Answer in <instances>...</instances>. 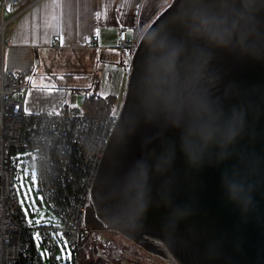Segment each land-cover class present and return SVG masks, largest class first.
Returning a JSON list of instances; mask_svg holds the SVG:
<instances>
[{"label":"water","instance_id":"water-1","mask_svg":"<svg viewBox=\"0 0 264 264\" xmlns=\"http://www.w3.org/2000/svg\"><path fill=\"white\" fill-rule=\"evenodd\" d=\"M179 1L138 44L85 220L180 264H264V0Z\"/></svg>","mask_w":264,"mask_h":264},{"label":"built area","instance_id":"built-area-1","mask_svg":"<svg viewBox=\"0 0 264 264\" xmlns=\"http://www.w3.org/2000/svg\"><path fill=\"white\" fill-rule=\"evenodd\" d=\"M33 3L0 0L2 39L6 26ZM132 34L126 27L118 31V45L128 52L134 45ZM24 80L20 71L0 70V264H45L40 247L49 264H66L63 247L72 252L73 264H80L85 210H96V176L123 104L100 114L70 95L60 113H30L25 108ZM20 150L37 157V190L53 213L51 222L30 223L19 209L11 155ZM36 233L43 237L38 243Z\"/></svg>","mask_w":264,"mask_h":264},{"label":"crops","instance_id":"crops-1","mask_svg":"<svg viewBox=\"0 0 264 264\" xmlns=\"http://www.w3.org/2000/svg\"><path fill=\"white\" fill-rule=\"evenodd\" d=\"M20 2L34 3L0 36V70L24 74L26 111L60 113L70 95L78 102L77 91L86 98L93 87L100 97L115 96V106L124 103L135 52L118 45V31H132L137 47L139 30L164 10L160 0Z\"/></svg>","mask_w":264,"mask_h":264},{"label":"rangeland","instance_id":"rangeland-1","mask_svg":"<svg viewBox=\"0 0 264 264\" xmlns=\"http://www.w3.org/2000/svg\"><path fill=\"white\" fill-rule=\"evenodd\" d=\"M173 0H160L159 6L163 5L164 10L171 9ZM161 13V14H162ZM160 14V15H161ZM149 26L139 30L140 36H144ZM138 31V27L136 28ZM136 31V34H137ZM138 47V46H137ZM136 40L134 38V45L129 51L130 54L136 52ZM132 69V66H131ZM93 96L98 97L97 87L90 89ZM78 103L85 104V93L83 90L77 91ZM120 104V103H119ZM119 104L111 106V111H116ZM123 104V103H122ZM124 106V104L122 105ZM32 156L31 159H28ZM13 163L16 166L15 188L17 194V202L19 209L25 214L30 223L40 219L42 223L51 222L53 213L47 204L43 201L41 195L37 190L38 185V160L34 152L29 150H20L11 155ZM16 158L18 161L16 162ZM21 183L24 189H21ZM31 189L28 199H24L23 192ZM34 201V203H33ZM92 209V208H90ZM86 237L83 241V247L88 259H96L97 257L109 259L110 264H180L174 257L172 252L161 242L158 245L151 247V249H161L162 252H156L146 248L143 243L138 242L118 230L111 227H98L93 225V221H85ZM38 243V240H36ZM42 252L44 263L49 264L43 249ZM62 253L65 257L66 264H73L72 252H66L65 247L62 248ZM69 256V259H68ZM81 257V261L85 258Z\"/></svg>","mask_w":264,"mask_h":264},{"label":"trees","instance_id":"trees-1","mask_svg":"<svg viewBox=\"0 0 264 264\" xmlns=\"http://www.w3.org/2000/svg\"><path fill=\"white\" fill-rule=\"evenodd\" d=\"M116 100L117 98L115 96H109L107 98H103L100 96L96 97L93 95H88V97L85 98L84 105L92 111H95L100 114H105L111 111V106L114 104ZM84 254H85V249L82 243V248L78 253L80 264H110L109 259L97 257L96 259L90 260L86 256H84ZM83 256L85 258V261L80 260V258Z\"/></svg>","mask_w":264,"mask_h":264},{"label":"flooded vegetation","instance_id":"flooded-vegetation-1","mask_svg":"<svg viewBox=\"0 0 264 264\" xmlns=\"http://www.w3.org/2000/svg\"><path fill=\"white\" fill-rule=\"evenodd\" d=\"M204 0H180L179 1V3L177 4V12L179 13L186 5H187V7L188 6H192L193 4H196V3H200V2H203ZM177 14V13H176ZM124 103H125V101H124ZM123 103V104H124ZM139 237H142V240H143V238L145 239V237H143V234H142V236L140 235ZM149 238H152V237H148V239ZM155 240H159V239H156V238H154ZM141 240V241H142ZM165 246H166V244L163 242V241H161ZM144 243H146V242H144ZM167 247V246H166ZM168 248V247H167ZM175 257V256H174ZM176 258V257H175ZM177 259V258H176ZM177 261H178V259H177ZM179 262V261H178ZM180 263V262H179Z\"/></svg>","mask_w":264,"mask_h":264},{"label":"snow or ice","instance_id":"snow-or-ice-1","mask_svg":"<svg viewBox=\"0 0 264 264\" xmlns=\"http://www.w3.org/2000/svg\"><path fill=\"white\" fill-rule=\"evenodd\" d=\"M21 189H22V190L24 189V185H23V183H21ZM30 191H31V189H28L27 191H24V192H23V196H24V199H25V200L28 199V196H29ZM33 203H34V201H33ZM35 223H36L37 225H40V224L42 223V221H41L40 219H37V220H35ZM36 239H37V240H42L43 237H42L39 233H36ZM65 243H66V242H65Z\"/></svg>","mask_w":264,"mask_h":264}]
</instances>
